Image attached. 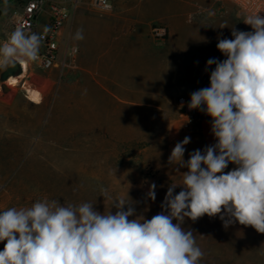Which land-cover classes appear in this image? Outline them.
Wrapping results in <instances>:
<instances>
[{"label": "rangeland", "instance_id": "rangeland-1", "mask_svg": "<svg viewBox=\"0 0 264 264\" xmlns=\"http://www.w3.org/2000/svg\"><path fill=\"white\" fill-rule=\"evenodd\" d=\"M18 4V0H0V37L4 41ZM236 26L239 31H252L242 24L238 9ZM166 40L152 42L159 48ZM224 59L221 53L220 60ZM156 64L155 78L149 79V69L141 67L136 76L140 81L136 100L96 91L102 81L101 69L44 71L27 62L26 73L16 76L8 97L2 95L0 79V179L9 180L0 211L30 207L36 200L48 198L61 204L90 202L104 213L112 203L102 196L106 190L112 198L128 200L125 211L132 206L147 219L160 213L168 187L180 183L187 171L169 163L176 143L190 137L185 145L186 161L191 152L216 141L209 116L197 110L191 125L184 127L176 104L178 88L189 83L196 91L205 69L166 68L160 51ZM110 72V78L116 80L117 68ZM150 72L154 73L153 68ZM30 79L41 83L32 88L41 94L40 105L25 96ZM105 86L116 92L122 87L111 82ZM234 167L229 164L225 172ZM152 184L156 186L155 200L148 197ZM179 191L177 187L175 193ZM111 211L115 214L117 209L113 206ZM182 227L196 235L204 252L201 264H264V234L251 226L237 222L225 228L219 216L205 215L195 222L186 218ZM5 243L0 242V250Z\"/></svg>", "mask_w": 264, "mask_h": 264}, {"label": "clouds", "instance_id": "clouds-1", "mask_svg": "<svg viewBox=\"0 0 264 264\" xmlns=\"http://www.w3.org/2000/svg\"><path fill=\"white\" fill-rule=\"evenodd\" d=\"M256 10L243 22L252 31L232 29L219 39L224 60L208 59L210 86L191 93L188 108L211 118L213 145L184 160L190 137L177 142L169 163L186 168L167 190L160 213L145 218L124 198H112L117 211L101 213L95 204L40 199L30 207L0 211V264H201L196 235L185 230L207 215L251 226L264 234V16ZM227 27V24L220 26ZM82 38V36H81ZM43 37L15 28L0 43V69L35 62ZM229 164L235 167L225 172ZM155 184L148 197L155 200ZM177 187L181 188L175 193ZM130 217H134L129 219ZM176 223H173V221Z\"/></svg>", "mask_w": 264, "mask_h": 264}, {"label": "crops", "instance_id": "crops-1", "mask_svg": "<svg viewBox=\"0 0 264 264\" xmlns=\"http://www.w3.org/2000/svg\"><path fill=\"white\" fill-rule=\"evenodd\" d=\"M79 1L80 5L71 9L69 19L60 31V46L67 43L77 46L79 54L75 70L101 69L102 81L96 91L121 100H136V83H140L136 76L141 67L149 69V79L155 78L159 51L164 53L166 68L205 69L196 90L209 87L210 73L215 65L207 71L206 63L210 58L220 60L221 52L216 47L218 40L230 39L232 29H237V8L227 0H113L111 9L105 12L94 9L91 0ZM18 7L19 4L15 9ZM47 24V17L41 16L36 32L45 31ZM155 24L166 27L168 33L166 42L159 48L149 35ZM223 24L227 27L221 28ZM0 42H4L2 36ZM114 68H117L116 80L110 78L113 75L110 69ZM109 82L122 87L116 92L105 86ZM9 86L8 81L5 86L1 84L4 97L9 96ZM29 86V90H33L41 83L30 79ZM193 89L188 83L178 88V92L190 99ZM41 100L31 102L40 105Z\"/></svg>", "mask_w": 264, "mask_h": 264}, {"label": "built area", "instance_id": "built-area-1", "mask_svg": "<svg viewBox=\"0 0 264 264\" xmlns=\"http://www.w3.org/2000/svg\"><path fill=\"white\" fill-rule=\"evenodd\" d=\"M227 1L240 11L242 24L250 29H252L251 26L243 22L245 16L256 10H264V0ZM112 2L113 0H91V6L98 11L105 12L111 9ZM79 5V0H21L19 2V7L11 14V31L21 27L43 37L39 49V59L30 63L44 71L76 68L78 47L70 43L61 47L59 37L61 29L69 19L71 9H75ZM43 15L47 17V29L43 32H36V26ZM260 15L264 16V11ZM149 35L155 43L161 44L166 40L167 29L160 24H155L151 27ZM189 102L190 99L185 96H178L176 99L184 127L191 125L197 115V110L188 108ZM8 184V179H0V202L7 192Z\"/></svg>", "mask_w": 264, "mask_h": 264}, {"label": "bare ground", "instance_id": "bare-ground-1", "mask_svg": "<svg viewBox=\"0 0 264 264\" xmlns=\"http://www.w3.org/2000/svg\"><path fill=\"white\" fill-rule=\"evenodd\" d=\"M21 68H22V72L25 74L27 71V62L24 63H20ZM8 83L10 85H15L17 83V77H11L8 79ZM26 96L27 98L34 102V103H38L41 100V94L40 92H38L37 90H26Z\"/></svg>", "mask_w": 264, "mask_h": 264}, {"label": "water", "instance_id": "water-1", "mask_svg": "<svg viewBox=\"0 0 264 264\" xmlns=\"http://www.w3.org/2000/svg\"><path fill=\"white\" fill-rule=\"evenodd\" d=\"M21 71L22 68L19 63L15 64L14 67L7 68L4 71L1 69L0 79L3 82L2 85L5 86V82H7L9 78L18 76Z\"/></svg>", "mask_w": 264, "mask_h": 264}]
</instances>
